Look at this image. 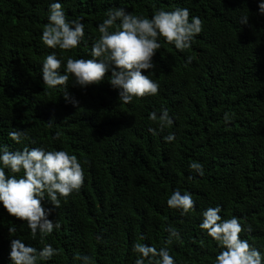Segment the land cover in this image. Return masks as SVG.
Masks as SVG:
<instances>
[{
	"label": "trees",
	"instance_id": "obj_1",
	"mask_svg": "<svg viewBox=\"0 0 264 264\" xmlns=\"http://www.w3.org/2000/svg\"><path fill=\"white\" fill-rule=\"evenodd\" d=\"M49 2L0 0V144L21 149L7 135L20 129L36 141L29 147L64 149L87 161L82 188L61 198L48 217L61 227L44 240L59 250L47 264H80L77 253L95 264H134L133 244L161 247L167 226L180 234L169 245L177 264H212L215 243L199 223L201 211L216 205L224 218L235 215L250 227L241 238L264 251V15L258 0H61L67 19L83 17L87 42L71 52L55 50L65 57L89 58L96 25L109 8L150 17L154 8L187 7L204 22L184 52L161 42L153 58L156 96L123 104L108 72L102 83L84 89L69 81L75 107L40 77L43 57L53 51L40 40ZM241 15L247 24H240ZM161 108L174 124L153 136L148 114ZM56 132L60 139L54 142ZM169 132L176 139L165 143ZM193 161L203 164L202 177L189 170ZM177 187L195 201L186 216L166 205ZM10 226L16 238L43 246L39 237L30 238L25 223L0 208V264H8Z\"/></svg>",
	"mask_w": 264,
	"mask_h": 264
},
{
	"label": "clouds",
	"instance_id": "obj_2",
	"mask_svg": "<svg viewBox=\"0 0 264 264\" xmlns=\"http://www.w3.org/2000/svg\"><path fill=\"white\" fill-rule=\"evenodd\" d=\"M258 13L264 15V0H258ZM47 23L43 26L40 40L48 52L43 57L40 77L49 89H59L66 103L74 107L79 101L67 91L71 86L81 89L99 85L110 72L107 82L117 91V99L123 104H131L134 98L156 96L160 89L157 80L152 79L156 68L154 56L162 46V41L171 44L180 52L192 45L195 37L203 31L204 22L199 16H190L187 7L172 10L154 8L151 16L133 14L126 8L113 7L105 13V18L96 25L98 37L92 42L89 58H74L72 55H58L55 50L71 52L82 43L87 46L83 17L67 19L61 0H50ZM240 24L248 23V16L241 15ZM87 39H91L88 37ZM189 57V61H190ZM145 70V72H142ZM224 121L231 116L224 114ZM148 120L155 124L148 131L153 136L160 135L174 124V117L167 108L148 114ZM49 119V127L53 124ZM8 138L15 144H23L19 150H9L6 144H0V208L7 215L26 224L30 238L39 237L42 247L36 248L16 238L15 226L7 228L9 239L8 264H47L59 254V250L44 240L54 230L60 229V223L49 219L52 211L59 208L61 198H68L73 192H79L84 185L83 164L75 154L64 149L48 150L44 145L29 147L36 141L24 130L8 132ZM60 139L56 132L52 140ZM165 143L176 139L174 132L162 137ZM28 143L25 144L24 142ZM189 170L198 176L204 175V166L199 161L188 165ZM191 179L192 177H187ZM52 207H45L44 204ZM171 210H177L186 216L195 210V201L189 191L177 187L166 199ZM220 205L207 207L200 213L199 228L215 243L216 255L212 264H264V251H261L247 239L241 238L242 232L251 231L233 215L224 218ZM167 237L159 248L134 243L132 252L137 254L134 264H177L170 252L173 239L180 234L172 226L165 228ZM145 237L141 235L140 240ZM74 259L80 264H95L93 257L76 254Z\"/></svg>",
	"mask_w": 264,
	"mask_h": 264
}]
</instances>
